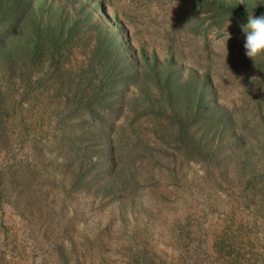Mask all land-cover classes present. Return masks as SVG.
<instances>
[{"label": "trees", "instance_id": "16d2710c", "mask_svg": "<svg viewBox=\"0 0 264 264\" xmlns=\"http://www.w3.org/2000/svg\"><path fill=\"white\" fill-rule=\"evenodd\" d=\"M181 9L185 36L208 47L210 22L218 36L227 29L245 38L247 15H264V0H187ZM107 13L103 0H0V144L40 135L66 168L67 186L121 196V204L155 179L156 166L177 179L186 161L215 181L241 165L264 187V86H240V102L231 104L203 56L194 66L179 59L181 37L161 58L136 48ZM76 46L85 60L69 70ZM244 58L254 77L247 82L264 83V56L254 64L244 49ZM142 115L146 126L133 125ZM10 166L0 167L1 197L6 185L23 194L27 182L22 164Z\"/></svg>", "mask_w": 264, "mask_h": 264}, {"label": "rangeland", "instance_id": "374dc122", "mask_svg": "<svg viewBox=\"0 0 264 264\" xmlns=\"http://www.w3.org/2000/svg\"><path fill=\"white\" fill-rule=\"evenodd\" d=\"M103 1L107 14L121 20L120 34L129 32L136 48L163 58L181 37L179 59L194 66L203 56L231 104L240 102V86H264L247 82L253 71L242 35L231 31L226 60L227 29L218 36L207 19L208 47L185 36L181 8L187 0ZM84 60L83 48L76 46L65 66L77 70ZM122 120L123 113L115 122ZM136 124L146 126L144 115ZM29 139L0 144V167L6 171L20 163L27 176L23 194L6 185L0 196V264H264V187L262 181L249 182L241 165L231 163L223 181L209 178L196 161L177 163V179L156 166L155 179L135 186L133 201L121 204V196L67 186L61 175L66 168L49 151L50 143L40 135Z\"/></svg>", "mask_w": 264, "mask_h": 264}, {"label": "clouds", "instance_id": "9594fccd", "mask_svg": "<svg viewBox=\"0 0 264 264\" xmlns=\"http://www.w3.org/2000/svg\"><path fill=\"white\" fill-rule=\"evenodd\" d=\"M247 16V24L242 26L245 33L243 47L245 49V55L255 64L258 57L264 56V15L257 17L253 14V11H251ZM228 39L229 35L223 43L225 60L228 54ZM251 79H254V77Z\"/></svg>", "mask_w": 264, "mask_h": 264}]
</instances>
